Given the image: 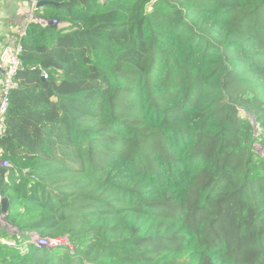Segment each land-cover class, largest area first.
I'll list each match as a JSON object with an SVG mask.
<instances>
[{
    "label": "trees",
    "instance_id": "trees-1",
    "mask_svg": "<svg viewBox=\"0 0 264 264\" xmlns=\"http://www.w3.org/2000/svg\"><path fill=\"white\" fill-rule=\"evenodd\" d=\"M40 1L0 137V264H264V0Z\"/></svg>",
    "mask_w": 264,
    "mask_h": 264
},
{
    "label": "built area",
    "instance_id": "built-area-1",
    "mask_svg": "<svg viewBox=\"0 0 264 264\" xmlns=\"http://www.w3.org/2000/svg\"><path fill=\"white\" fill-rule=\"evenodd\" d=\"M30 4L31 10L28 24L22 27L10 25L8 28L10 32L9 40L0 52V137H3L4 134L5 116L8 107L9 93L17 88L15 77L17 71L21 68V63L19 60L21 55V39L25 36L26 28L30 23H38V20L32 15V11L36 9L37 2L36 0H31ZM7 166L8 165L6 162L0 160L1 169H5ZM27 241L30 243L29 245H33L35 247L48 249L67 248L69 253L73 254V247L65 238L49 239L30 235L29 240ZM12 243L10 246H15V244Z\"/></svg>",
    "mask_w": 264,
    "mask_h": 264
},
{
    "label": "crops",
    "instance_id": "crops-1",
    "mask_svg": "<svg viewBox=\"0 0 264 264\" xmlns=\"http://www.w3.org/2000/svg\"><path fill=\"white\" fill-rule=\"evenodd\" d=\"M31 0H0V52L9 40L10 25L22 27L28 24Z\"/></svg>",
    "mask_w": 264,
    "mask_h": 264
},
{
    "label": "rangeland",
    "instance_id": "rangeland-1",
    "mask_svg": "<svg viewBox=\"0 0 264 264\" xmlns=\"http://www.w3.org/2000/svg\"><path fill=\"white\" fill-rule=\"evenodd\" d=\"M256 151L258 152V153H260L261 154V150L259 149V147H256ZM2 218V216H1V214H0V228L1 229H5V231H6V233H7V236L8 237H11V238H13L14 236H19V234L18 233H16V230L14 229V228H12V227H7V225H6V223L4 222V220L3 219H1ZM35 236V235H34ZM17 239H18V237H17ZM15 244V246H16V243L14 242V240H11V239H4V240H1V242L2 243H4V244H7V245H10L12 242ZM12 243V244H13ZM28 244H30V243H28V241H25L24 243H23V245H28Z\"/></svg>",
    "mask_w": 264,
    "mask_h": 264
},
{
    "label": "water",
    "instance_id": "water-1",
    "mask_svg": "<svg viewBox=\"0 0 264 264\" xmlns=\"http://www.w3.org/2000/svg\"><path fill=\"white\" fill-rule=\"evenodd\" d=\"M48 5L57 6V3L49 2V1H40V2L37 3L36 9H41V8H43L45 6H48ZM0 206H1V213H2L1 214L2 218L1 219L4 220V217H5L6 213H7V209L9 207L8 200L7 199H2L0 201Z\"/></svg>",
    "mask_w": 264,
    "mask_h": 264
}]
</instances>
